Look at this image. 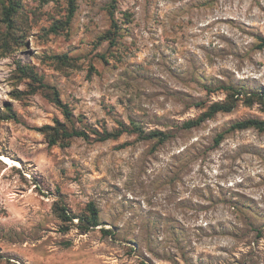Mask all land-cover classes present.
<instances>
[{
  "label": "rangeland",
  "instance_id": "rangeland-1",
  "mask_svg": "<svg viewBox=\"0 0 264 264\" xmlns=\"http://www.w3.org/2000/svg\"><path fill=\"white\" fill-rule=\"evenodd\" d=\"M72 1L0 0V264H264V0Z\"/></svg>",
  "mask_w": 264,
  "mask_h": 264
},
{
  "label": "trees",
  "instance_id": "trees-1",
  "mask_svg": "<svg viewBox=\"0 0 264 264\" xmlns=\"http://www.w3.org/2000/svg\"><path fill=\"white\" fill-rule=\"evenodd\" d=\"M69 10H68V17L72 16L73 11H74V6H73V1L69 0ZM7 8V7H5ZM5 15H8V11L7 9L5 10ZM7 21L8 23H10L9 17H7ZM262 46H264V39H262ZM222 90L226 91V97L222 100H217V101H213L212 103H210V105L208 106V109L205 113H203V116L205 118L211 117L214 114L218 113V112H228L231 111L232 108L234 107L235 101L237 99L233 98L235 93H240V90H236L234 87L232 86H222L220 87ZM255 95H248L245 99H243V102L247 105H251L253 104L255 101H258L263 105L264 107V97L262 95H257V99H253ZM55 102H57L58 104H60L63 107V110L65 112V114L69 115V112L66 108V106L62 105L59 101L58 98L54 99ZM193 124H195L193 121H189L187 123H185L186 126H192ZM232 128H236V129H243V128H249V127H254L260 130H264V120H259V119H255V118H248V119H242L239 121H236L232 126ZM45 129H50V127H45ZM118 134V133H117ZM154 134V133H153ZM161 134V133H159ZM48 137H49V144L53 145L56 144L58 142V138L59 137H63V138H72V137H86V133L82 130H77L75 128H72L71 130H62V131H58L57 129H55L53 132H49L47 133ZM111 137V134L106 133L105 135H103L101 137V140H105ZM219 137H221V135H219ZM55 212L57 214V216L59 217V219H61L64 222H68L73 220L74 218H78L79 220H81L82 223H84V225L81 227L82 231H87L90 228H94L96 226H98L99 223V219H98V210L97 208L94 206V204L92 202H89L86 206V214L84 217H76L72 214H70L66 207L64 206H56L55 207ZM67 229L66 227L64 228V230ZM106 231V229H103Z\"/></svg>",
  "mask_w": 264,
  "mask_h": 264
},
{
  "label": "bare ground",
  "instance_id": "bare-ground-1",
  "mask_svg": "<svg viewBox=\"0 0 264 264\" xmlns=\"http://www.w3.org/2000/svg\"><path fill=\"white\" fill-rule=\"evenodd\" d=\"M0 159L4 163H6L7 165H9L10 167L18 166V162H16L15 160H12L8 156L2 155V156H0Z\"/></svg>",
  "mask_w": 264,
  "mask_h": 264
}]
</instances>
